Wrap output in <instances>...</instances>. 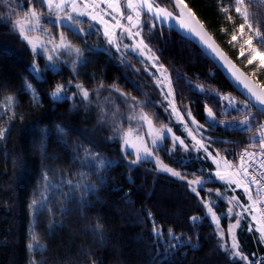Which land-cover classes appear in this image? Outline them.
I'll use <instances>...</instances> for the list:
<instances>
[{
  "label": "trees",
  "instance_id": "obj_1",
  "mask_svg": "<svg viewBox=\"0 0 264 264\" xmlns=\"http://www.w3.org/2000/svg\"><path fill=\"white\" fill-rule=\"evenodd\" d=\"M156 2L176 12L168 0ZM186 3L227 55L264 85V70L247 65L239 43H228L234 25L220 12L218 0ZM28 6V0H0V129H6L0 140V264H264V244L244 221L235 235L238 251L248 260L233 258L221 247L201 201L211 204L224 231L235 220L223 215L232 191L212 179L210 163L165 140L157 155L182 179L163 175L151 161L132 163L135 157L123 149L119 108L123 113L137 103L141 107L134 109L150 113L156 125L183 138L148 64L132 53L118 57L98 31L81 36L66 30L82 51L81 62L57 73L47 70L38 79L30 71L33 54L13 27ZM36 6L46 13L39 0ZM250 10L264 30V7ZM143 23L141 38L169 71L180 112L196 121L198 133L225 161L238 165L239 155L257 148L248 145L259 139L239 126L243 116L227 110L222 97L234 96L242 104L244 99L192 42L159 29L146 15ZM58 84L65 86V98L54 101L51 93ZM76 84L89 92L87 101ZM8 97L11 106L4 110ZM206 105L215 121L206 120ZM252 113V128L264 123L255 108ZM197 177L203 180L199 195L188 184Z\"/></svg>",
  "mask_w": 264,
  "mask_h": 264
},
{
  "label": "snow or ice",
  "instance_id": "obj_2",
  "mask_svg": "<svg viewBox=\"0 0 264 264\" xmlns=\"http://www.w3.org/2000/svg\"><path fill=\"white\" fill-rule=\"evenodd\" d=\"M171 2L175 5L178 15L164 7H161L156 2V0H124L123 3L122 0H39V3L46 7L47 15L55 16V24L57 26H61L63 22L69 29H71L73 24L79 27L81 22L77 20L76 17L87 16L88 19L103 26L104 36L107 39V42L113 45H116L117 43L116 39H114L116 36L114 30L116 28H122L124 32L128 33L129 38H131L133 35L139 36L140 31L138 30L133 33L132 29H140L145 15L149 20L154 17L157 22H168L170 20L176 21L181 29H184L187 33L197 37L202 46L209 50V52L214 55L215 59H218L223 63L224 67L228 69L236 82L243 84L244 89H246L247 97L243 102V109L238 107V102L235 100V98L222 97V99L228 100V107L235 108L243 116V119L239 121V126L242 128H247V130L255 131L256 136L259 137L258 141L255 143H250L248 147H258L261 150V153H264V123H260L258 127L255 128L251 127L252 120L254 119L252 113L253 108H255L260 114L264 115V85H253L251 82H249L247 77H245L243 73H241L239 69H237L235 65L232 64V61H230L227 56H225V54L220 50V48L212 40L211 36L204 29L200 21L195 17L191 8H189V5L186 3V0H171ZM28 4V8L22 12L23 18L15 19L13 27L14 30L18 31L21 39L26 41L31 46L32 51L36 53L38 49L43 47L44 41L40 38V36L32 37L29 35V33L35 32L42 27L41 17L45 15V12L38 10V7L36 6V0H28ZM218 4L220 5V12L224 13L227 21L234 25V28L230 33V40L228 43L232 44L233 46H235L236 43H239V55L241 57L246 56L247 65L256 64L257 70H264V30H262L258 21L253 20V13L250 10L251 6L257 4L264 7V0H229V3L227 4H224L223 0H218ZM101 5H106L107 9L111 10V13H115V15L112 17V19L115 21L114 24H110L109 21L104 18L111 13L102 8ZM123 8L128 10V14H125V12L122 10ZM233 13H235V17L233 16ZM125 15L128 21V26L122 25L120 19L116 18L119 16L121 19H123L125 18ZM236 18L240 19L241 21V23L238 25L235 24ZM220 30L222 32L228 31L224 27H221ZM81 32H83V29H81ZM59 39L60 43L52 49L53 52L63 49L66 51L71 50L72 52H75L77 56L82 55L81 49L73 46L67 40V37L63 34V32L60 34ZM137 47L144 49L148 48V45L141 39ZM45 51H47V49H45ZM150 51L151 50L149 49V52ZM140 54H143V50H141ZM52 59L53 57L49 55L48 60L51 61ZM33 68L37 73L39 72V68L35 64L33 65ZM160 68L162 69L163 66L161 65ZM170 83L171 82L169 81V95H172ZM27 87L31 89L32 86L29 84ZM101 87H103V85H101ZM113 87L115 91H120L118 88H115V86ZM197 87H199L201 91H204L202 85H197ZM76 88L83 96L84 100L87 101L89 99V92L85 90L80 84H76ZM65 91V86L58 84L51 93L53 100H63L65 97L62 95V93ZM121 95H125V93L121 92ZM12 99V97H8L9 102H11ZM169 103L172 106V112L181 119V122H183V117H180L179 111L176 109L175 105L171 101ZM129 107L138 108L141 107V105L137 103L135 106L130 105ZM205 110L209 119L215 121V114L213 110L207 105L205 106ZM188 115L190 117L191 113L189 112ZM127 119L129 121L138 120L147 125L149 128L150 138L152 139V144L149 146L142 142L143 138L141 136L137 135L136 139L141 141V143L136 144L131 140L133 130L129 128L124 132L123 136L121 137L124 146L132 147L136 152V159L133 160L132 163H137L145 157H153L156 159L157 167L160 170L183 179L184 177L181 175V173L176 172L174 169L163 164L159 160L158 156L154 155L157 143L163 139L165 131L171 133L172 130L166 126H162L159 129L154 128L150 113L143 110H141L139 113H136L135 111L131 112ZM192 123L196 124V121L193 119ZM5 132L6 129H0V140L5 138ZM189 135H192V133L189 132ZM193 139H195V137H193ZM173 140L175 142L179 140V138L173 136ZM179 143L181 145L184 144L182 140H179ZM196 144L200 148H204V145L201 143V141H196ZM258 154L259 153L248 152L246 149L245 152L241 154V164L239 170L234 173H229V175L232 177L229 182L235 183L237 187H243L250 200L253 199L250 191L251 185L245 183L246 179H250L251 184L258 186L259 193H264V174L257 173L256 176H252L250 175L248 168L244 166L246 156L254 157ZM225 163L227 166V162ZM261 167H264V164H261ZM241 172H243V176H241ZM216 175L221 180L224 179V176L219 171L216 173ZM257 176L259 178H257ZM202 183L203 181L199 177L188 181V184L193 192H197V187L202 185ZM197 195H199V192H197ZM217 195H220V193L218 192ZM232 199L235 200L236 197H232ZM201 202L207 209L208 214L211 215L213 222L219 224L218 217L215 215L211 204L203 199ZM36 203L37 201H33V206ZM252 208L254 210H258L256 209L255 201L252 204ZM245 210L247 211L248 209L246 208ZM231 212L232 210L229 209V214H231ZM261 215L264 216V211L261 212ZM192 219L195 221L199 218L192 217ZM238 226L239 225L237 222V224L231 225L229 229V235L232 238L230 256L247 261L248 258L243 256L242 253L237 250L239 245L236 242L234 229ZM249 230L251 231V228ZM256 231L260 234V242L264 243V224L258 227ZM169 236H172L171 230H169ZM221 238L223 239L222 235ZM176 239L179 240L178 237ZM36 240L37 237L33 235V241ZM28 247L29 249H32L33 244H29ZM221 247H223V245H221ZM32 264H36V261H33ZM252 264H255V262H252Z\"/></svg>",
  "mask_w": 264,
  "mask_h": 264
},
{
  "label": "rangeland",
  "instance_id": "obj_3",
  "mask_svg": "<svg viewBox=\"0 0 264 264\" xmlns=\"http://www.w3.org/2000/svg\"><path fill=\"white\" fill-rule=\"evenodd\" d=\"M123 2H124V0H122V3ZM101 7L106 9L107 11H109L111 13V10L107 9L106 5H101ZM44 8L46 10V13H45V15H43L41 17L42 27L35 32L29 33V35L32 37L40 36V38L44 41L43 47H41L40 49L37 50L36 53H34L32 51L31 46L25 41V43L30 48V50L33 54V62L30 66V71L32 72V74L36 78H38V79L42 78V76H43L42 73L47 71V70H49L53 73H57V72L61 71V69L63 67H65L66 65L70 66L71 64H74V66H75L81 62V57H80L81 55L77 56L76 53L72 52L71 50L66 51V50L60 49V50H57L56 52L52 51V49L57 44L60 43L59 38H60V34L62 32L67 37L66 30L73 31L74 33L81 35V36H85L86 34H90L92 32L98 31V32H100L101 36L103 37L104 42H105L108 50L113 52L118 57H123V55H125L127 53H132L148 64V66L150 67V74L152 75L157 87L159 88V90L162 94L164 103L167 106L168 111L172 115L173 122L179 126L180 133L183 135V138H179V137L178 138H179V140H182L184 142L183 145H181L179 143V140L174 142L173 136H175V137H177V136L173 133V131H171V133H168L167 131H165L163 139L157 143L154 155L158 156L157 155V149L163 144V142L165 140H169L172 147H175V146L179 147L184 152L191 151L194 154H196L198 157L203 159L204 161H207L208 163H210L211 165H212V163H214L212 165L213 169L211 171L212 179L217 180L221 183H225L226 186L232 191L231 197H225V199L227 201L228 208H226L225 213H223V215L229 219V222H230V219L232 220L234 218L235 220L234 221L232 220V222L230 223L228 228L224 231L221 229L220 224L213 222L216 229H217L219 238L221 240V244L223 245L224 248H226L229 251V255H230L231 246H232V238L229 235V229H230L231 225H235V224H237V222H238V225H240L241 221H244L249 226V228H251V230L256 231V229L263 224L261 222V218H260V215L258 212L259 210H254L252 208V204L255 201L256 209H257L258 204H260V197L248 179L245 180V183H248L251 185L250 191H251V194L253 197L252 200H250L248 198V195L245 193L243 187H237L235 183L229 182L230 179H232V177L229 175V173L230 172L231 173L236 172L235 168L229 167L228 165L226 166V164H224V162L221 161L220 158H222V157L220 155H217L218 153L215 150V148L212 146V144L210 142L205 141L202 138L203 133H201V134L198 133V131L201 130L199 128V126L197 124H193L192 123L193 120L190 121L189 119H186L183 116V114L180 112V110L178 109L177 104H176L175 92H174V89L172 87V83H170L172 95H169V90H170L169 89V81L171 82L170 74H169V71L159 61L157 51L152 50V52L151 51L149 52V49H147V48L141 49L140 47H137L140 40L142 39L140 30H141V27L143 26L144 23L142 22L140 29H132L133 33H135L136 31L139 30L140 35L139 36L133 35L131 38H129L128 33L124 32L122 28H116L114 30L116 33V36L114 39H116L117 43H116V45H113V44H109L107 42V39L104 36L103 26L99 23H95L94 21L88 19L87 16L76 17V19L81 22L80 26L77 27L75 24H73L71 29H69V28H67L66 24H64L63 22H62L61 26H57L55 24V16L54 15H52V16L47 15V9H46V7H44ZM122 10L125 12V14H128V10L126 8H123ZM114 15H115V13H111L110 15L105 16L104 18L107 21H109L110 24H114L115 21L112 19V17ZM116 18L120 19V22L122 25L128 26V21L126 19V15H125V18H123V19H121L119 16H117ZM144 20H145V18L143 19V21ZM81 29H83V32H81ZM45 49H47V51H45ZM133 49H135V50H133ZM141 50H143L142 55L140 54ZM49 55H51L53 57V59L51 61L48 60ZM153 55H154V58H153ZM34 64L39 68L38 73L33 68ZM161 65L163 66L162 69L160 68ZM79 96L83 97L80 93H79ZM225 97L235 98L234 96H230V95H227ZM235 100L237 101L236 98H235ZM170 101L175 105L176 109L179 111L180 117H183V122H181V119L172 112V106L169 103ZM223 101L225 103L227 110L237 111L235 108H229L228 107V100L223 99ZM10 106H11V103L9 102V100L6 101L4 104V110L9 109ZM238 107L240 109H243V104L239 102ZM125 110L122 113L120 111V108H119L120 118L117 119V122H116V124L120 123L121 125H123V126H121L119 124V126H118V129H122L121 130L122 136H123L125 131H127L129 128H131L133 130L132 136H131L132 142H134L136 144H140L141 141H138L136 139V136L139 135L143 138V141H142L143 143L151 146L152 139L150 138V135H149L148 126L145 125L141 121H138V120L137 121H129L127 119L128 115L131 112L135 111L136 113H139L141 110L136 109V108L134 109L133 107H128V106L125 107ZM112 113H113V115H116L117 111H113ZM205 118L207 121L212 122V120L209 119L206 110H205ZM153 126H154V128L159 129L165 125H156L153 122ZM166 127L170 128L168 126H166ZM203 130H204V128H203ZM189 132H191L192 135H189ZM193 137H195V139H193ZM258 139H259V137H258ZM196 141H201V143H203V145H204V148H200L196 144ZM122 143H123V140H122ZM122 147L125 151H128L130 154H132L136 159V152H135L134 148L126 147V146H124V144L122 145ZM211 150L213 153L211 152ZM255 151H261V150L257 147V148H254L253 150L251 149V151L249 150L248 152L254 153ZM142 160L151 161L156 166L157 170L160 173H162L163 175L173 176L168 172L160 170L157 167V163H156L155 158L145 157ZM238 160H240V159L238 158ZM239 168L240 167L237 168V171L239 170ZM218 171L224 176L223 180H221L220 178L217 177L216 173ZM241 176H243V172H241ZM232 197H236V199L233 200ZM246 208L248 209L247 211L245 210ZM229 209L232 210L231 214H229ZM209 216L212 219L210 214H209ZM218 220L220 221L219 217H218ZM238 228H239V226L234 229L235 233H236V230ZM257 233L259 234V232H257ZM221 235L223 236V239L221 238ZM259 236H260V234H259Z\"/></svg>",
  "mask_w": 264,
  "mask_h": 264
},
{
  "label": "water",
  "instance_id": "obj_4",
  "mask_svg": "<svg viewBox=\"0 0 264 264\" xmlns=\"http://www.w3.org/2000/svg\"><path fill=\"white\" fill-rule=\"evenodd\" d=\"M170 2V4L172 5V7L175 9V5L171 2V0H168ZM162 7V6H161ZM166 8V7H164ZM190 8V7H189ZM168 9V8H166ZM169 11L174 12L171 9H168ZM193 12V11H192ZM176 15H178V12H174ZM194 13V12H193ZM195 17L200 21V23L203 25L204 29L207 31V33L211 36L212 40L215 42V44L220 48V50L225 54V56H227V58L232 61V64L235 65V67L237 69H239V71L241 73H243V75L245 77H247V79L249 80V82H251L253 85H260L259 83H257L252 77H250L247 73H245L228 55L227 53L220 47V45L216 42V40L213 38V36L210 34V32L207 30V28L205 27V25L202 23V21L197 17V15L194 13ZM153 20V22L155 23V25L159 28V29H168V30H172L175 33H177L180 37H182L183 39H186L190 42H192L214 65L215 67L221 72V74L229 81V83L233 86V88L237 91V93L245 100L246 97V89H244L243 84H240L238 82L235 81V79L231 76V73L228 71V69L226 67H224L223 63L221 61H219L218 59L214 58V55L211 54L209 52V50L205 49L202 44L199 42L198 38L191 35L190 33H187L184 29H181L179 24L174 21V20H170L168 22H157L155 20V18H151ZM101 51L103 53L109 54V52L106 49H101ZM264 116V115H263Z\"/></svg>",
  "mask_w": 264,
  "mask_h": 264
},
{
  "label": "built area",
  "instance_id": "obj_5",
  "mask_svg": "<svg viewBox=\"0 0 264 264\" xmlns=\"http://www.w3.org/2000/svg\"><path fill=\"white\" fill-rule=\"evenodd\" d=\"M254 153H259L258 155H255L254 157H245V167L248 168L250 175L256 176L257 173L264 174V167H261V164H264V153H261V151H255ZM241 157V154L239 155V159ZM257 178H259L257 176ZM250 182L251 180L248 179ZM253 188L256 190L257 193H259V189L257 185L251 184ZM260 197V204L258 206L259 215L261 218V222L264 224V216L261 215V212L264 211V193L258 194Z\"/></svg>",
  "mask_w": 264,
  "mask_h": 264
},
{
  "label": "crops",
  "instance_id": "obj_6",
  "mask_svg": "<svg viewBox=\"0 0 264 264\" xmlns=\"http://www.w3.org/2000/svg\"><path fill=\"white\" fill-rule=\"evenodd\" d=\"M147 49H150L149 47L147 48ZM151 50V49H150ZM151 52H152V50H151ZM211 152H212V150H211ZM215 152V151H214ZM213 153V152H212ZM220 155V154H219ZM222 157V156H221ZM221 159V161L222 162H224V164H226L225 162H227V161H225L224 159H223V157L222 158H220ZM215 162V161H214ZM214 163H212V165H213ZM240 164H241V160H238V165H232V164H230L229 162H227V165L229 166V167H233V168H235V171H237V168L238 167H240ZM223 184H225V183H223ZM226 185V184H225ZM258 206H259V204H258ZM258 206H257V209H258ZM259 212V211H258ZM257 232V231H256ZM235 237H236V235H235ZM236 242H237V239H236Z\"/></svg>",
  "mask_w": 264,
  "mask_h": 264
},
{
  "label": "flooded vegetation",
  "instance_id": "obj_7",
  "mask_svg": "<svg viewBox=\"0 0 264 264\" xmlns=\"http://www.w3.org/2000/svg\"><path fill=\"white\" fill-rule=\"evenodd\" d=\"M162 6V5H161Z\"/></svg>",
  "mask_w": 264,
  "mask_h": 264
}]
</instances>
